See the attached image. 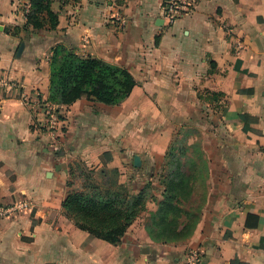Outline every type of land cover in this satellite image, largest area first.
<instances>
[{
  "label": "crops",
  "instance_id": "crops-1",
  "mask_svg": "<svg viewBox=\"0 0 264 264\" xmlns=\"http://www.w3.org/2000/svg\"><path fill=\"white\" fill-rule=\"evenodd\" d=\"M24 1L0 0V75L11 84L0 86V205L29 203L0 218V264H185L191 248L199 264H264V0H199L170 27L163 0H50L54 28L46 10L22 13ZM57 46L125 67L137 85L119 105H60L64 124L50 135L29 102L49 98ZM202 103L216 113V184L188 242L154 240L146 211L119 245L65 214L75 161L105 179L116 169L134 194L150 186L154 214L177 117Z\"/></svg>",
  "mask_w": 264,
  "mask_h": 264
},
{
  "label": "trees",
  "instance_id": "trees-1",
  "mask_svg": "<svg viewBox=\"0 0 264 264\" xmlns=\"http://www.w3.org/2000/svg\"><path fill=\"white\" fill-rule=\"evenodd\" d=\"M49 1L31 0V10L27 17L33 20L34 12L46 10L51 26L54 28L57 24V16L50 10ZM59 48L60 46H57L53 49L50 96L48 98L56 105L72 104L79 99L99 101L107 105H119L131 95L137 85V80L125 67L107 63L97 57L80 56L73 49L63 58H59ZM54 93L57 94L58 99L54 97ZM206 94L208 96L205 97V100L212 99L211 93L207 92ZM100 173L103 175L105 171L102 170ZM109 173L117 176L116 169L109 170ZM164 174L165 170L162 175V184L165 187L164 199L160 202L157 212L151 216V224H148L146 228L156 241L178 242L179 239L168 236L180 234L181 228L177 227L179 219L176 216L172 221H166V216L161 215L162 209L169 206L166 201L168 187L164 182ZM87 184L85 183L81 190L73 189L69 192L63 203L65 214L72 218L79 228L110 244L119 245L128 226L145 209L146 203L143 204L145 190L134 194L126 186L119 184L116 179L112 181V186L116 187L103 188V190L98 186L93 187ZM171 226H176V229H170ZM232 264L247 263L235 258Z\"/></svg>",
  "mask_w": 264,
  "mask_h": 264
},
{
  "label": "rangeland",
  "instance_id": "rangeland-1",
  "mask_svg": "<svg viewBox=\"0 0 264 264\" xmlns=\"http://www.w3.org/2000/svg\"><path fill=\"white\" fill-rule=\"evenodd\" d=\"M59 49V58H63L73 48L60 46ZM54 97L58 99L56 93H54ZM207 107L209 106L206 103L197 104V111L177 117L181 122L176 125L174 130V138L170 146L164 174V182L168 187L166 201L169 206H165L161 211V215L166 216V221H172L176 216L179 219L177 227L181 228L180 234L168 236L179 239L178 242H170L172 244L188 242L200 228L199 225L208 211L209 204H211L216 184L213 176L215 151L212 146V124L217 119L214 117L216 113L208 110ZM72 167L73 189L81 190L85 183L93 187L98 186L102 190L103 188L116 187L112 186V181L115 179L113 173H110V177L105 179L99 172L91 173L82 162L75 161ZM149 188L150 186L144 188L143 204H146L141 214L146 211L144 215L149 218L148 224H151L153 214L150 217L149 215L146 216L148 205L153 200V194ZM133 212L135 213L134 209ZM175 227L171 226L170 229L175 230Z\"/></svg>",
  "mask_w": 264,
  "mask_h": 264
},
{
  "label": "built area",
  "instance_id": "built-area-1",
  "mask_svg": "<svg viewBox=\"0 0 264 264\" xmlns=\"http://www.w3.org/2000/svg\"><path fill=\"white\" fill-rule=\"evenodd\" d=\"M198 2L199 0H163L162 18L164 24L168 27L172 26L183 15L192 13ZM22 6V13L28 14L31 10V0H25ZM122 23L125 24V21ZM0 86L10 88L11 84L6 81L4 76L0 75ZM32 103L34 104L33 108L35 111V125L40 129L46 130L50 135H55L64 124L63 113L59 105L50 102L48 98L42 96L29 102V104ZM28 206L29 203L27 201L0 205V218L9 217ZM187 256L185 264L200 263L201 257L198 250H190Z\"/></svg>",
  "mask_w": 264,
  "mask_h": 264
},
{
  "label": "water",
  "instance_id": "water-1",
  "mask_svg": "<svg viewBox=\"0 0 264 264\" xmlns=\"http://www.w3.org/2000/svg\"><path fill=\"white\" fill-rule=\"evenodd\" d=\"M135 166H139L141 164L139 156H135Z\"/></svg>",
  "mask_w": 264,
  "mask_h": 264
}]
</instances>
